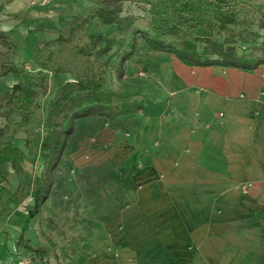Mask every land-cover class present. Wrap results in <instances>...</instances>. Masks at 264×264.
I'll return each instance as SVG.
<instances>
[{
	"label": "rangeland",
	"instance_id": "1",
	"mask_svg": "<svg viewBox=\"0 0 264 264\" xmlns=\"http://www.w3.org/2000/svg\"><path fill=\"white\" fill-rule=\"evenodd\" d=\"M113 1L108 7L106 0H0V148L9 144L22 152L17 169L10 162L8 172L0 168L6 176L2 187L13 200L4 210L0 204V237L13 253L8 263L264 264V257L240 259L238 251L225 252L223 243L203 242L230 232L240 236L242 228L221 223L194 229L199 243L181 245L175 243L181 230L160 226L158 210L152 211L149 227H143L144 213L133 211L144 199L134 194L159 171L166 151L183 146V135L197 130L199 102L207 100L208 82L219 69L264 82V65L253 71L196 66L174 53L155 51L141 38L146 31L156 36L149 26L150 0ZM233 2L243 8L239 17L249 24L247 30L258 35L236 45L238 57L264 61V0ZM107 7L117 12L112 25L102 21ZM228 29L238 33L244 26ZM230 34L200 26L184 38L224 40ZM181 36L160 39L182 49ZM197 45L200 52L205 47ZM69 83L85 88L84 99L95 90L112 113L76 119L54 157L44 144L53 129L69 131L64 120L69 109L53 115L50 104ZM16 85L20 88L13 92ZM176 99L184 107L179 111ZM180 112L184 121L193 115L195 125L180 124ZM37 187L48 192L46 200L20 240Z\"/></svg>",
	"mask_w": 264,
	"mask_h": 264
},
{
	"label": "crops",
	"instance_id": "2",
	"mask_svg": "<svg viewBox=\"0 0 264 264\" xmlns=\"http://www.w3.org/2000/svg\"><path fill=\"white\" fill-rule=\"evenodd\" d=\"M208 84V98L199 102L202 119L197 130L183 135V146L166 151L158 164L159 171L150 174L144 189L134 194L144 199L133 211H142L143 227H149L152 211L158 210L160 226L181 230L175 241L181 245L199 243L193 235L194 229L217 227L221 223L225 227L242 228L243 235L230 232L222 237H205L203 242L223 243L225 252L238 251L240 259L255 255L261 260L264 257V82L259 76L219 69V75ZM240 95L247 97V101L239 100ZM173 106L177 111L184 108L177 99ZM217 112L223 113V118L217 117ZM177 118L188 129L196 123L193 115L184 121L180 112ZM2 167L8 172V162L0 156ZM5 177L0 171V187ZM249 185L251 188L245 193L243 188ZM11 255L0 237V264H9Z\"/></svg>",
	"mask_w": 264,
	"mask_h": 264
},
{
	"label": "trees",
	"instance_id": "3",
	"mask_svg": "<svg viewBox=\"0 0 264 264\" xmlns=\"http://www.w3.org/2000/svg\"><path fill=\"white\" fill-rule=\"evenodd\" d=\"M106 3L108 7L110 4H115L113 0H106ZM146 3L151 5L153 18L149 26L156 33V36L152 37L146 31L141 33V38L151 49L163 53H174L179 58L196 66H224L253 71L260 65H264V61L251 63L237 55L236 45L242 43L248 44L251 41L250 36L258 37V35L247 30L249 24L246 20L239 17L240 11L243 8L240 7L238 9L239 5L235 4L233 0H212L211 2L204 0H150L146 1ZM108 7L103 12L105 15L102 16V21L105 25H112L118 19L117 12L115 9L113 10ZM200 26H204L211 32L217 29L219 34L223 32L230 34L228 26H244V29L238 33L231 31L230 36H238V39L234 37L230 38L229 36L222 40L221 38L214 39V37L208 36L205 38L196 37L193 42L184 38V35L189 30ZM181 32L183 34H180ZM178 36H181L182 49H178L173 44L160 39V37ZM197 42L205 44L201 52ZM6 75L2 74L1 77ZM19 86H14L13 92L20 88ZM75 88H78L77 91H74ZM79 88V86L70 83L62 86L54 101L50 104V107L54 105L53 115H59L62 111L69 109V113L64 115V120H67L70 126L69 131L64 132L63 129H53L44 144V149L49 154L52 153L54 157L60 155L57 151L61 142V136L71 131L76 119L96 115L99 111H105L107 115L110 112L112 113L110 107L107 108L101 103L102 99L95 90H91V96L84 99L85 97L81 95V91L85 90V88ZM0 156L5 161L10 162L14 169H17V164L22 159V152L18 148L6 144L0 148ZM38 187L35 193V204L29 209L28 217L21 225L20 240H23L28 224L38 214L40 204L46 200L48 192L45 188L39 190ZM41 194H43L42 199L39 198ZM10 202H13L11 193L7 189L0 187L1 208L3 207V210L4 208L6 209Z\"/></svg>",
	"mask_w": 264,
	"mask_h": 264
},
{
	"label": "built area",
	"instance_id": "4",
	"mask_svg": "<svg viewBox=\"0 0 264 264\" xmlns=\"http://www.w3.org/2000/svg\"><path fill=\"white\" fill-rule=\"evenodd\" d=\"M249 188H251V185H249V186H247V187H244V188H243V191H245V193H247Z\"/></svg>",
	"mask_w": 264,
	"mask_h": 264
}]
</instances>
